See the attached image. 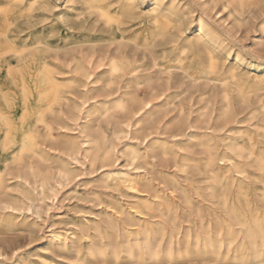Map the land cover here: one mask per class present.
I'll use <instances>...</instances> for the list:
<instances>
[{"label":"bare ground","instance_id":"1","mask_svg":"<svg viewBox=\"0 0 264 264\" xmlns=\"http://www.w3.org/2000/svg\"><path fill=\"white\" fill-rule=\"evenodd\" d=\"M85 1L87 12L106 28L135 7L134 0ZM41 3L30 0L27 13ZM228 3L235 4L238 16L250 7L264 14V0H224V6ZM150 12L153 29L142 35V46L154 69L134 74L132 56L140 46L135 39L52 46L40 33L17 44L9 35L15 27L12 8L0 5L1 143H11L20 131L24 137L14 163L31 157L56 169L52 175L29 167L34 179L24 181L30 190L0 202L1 221L16 225L19 212L23 225L46 224V242L73 246L79 260L110 255L117 263L125 255L138 264H172L173 259L207 255L224 262L234 245L233 264H264V103H253L251 89L244 88L251 79L237 70L244 58L235 53L228 68L233 91L217 77L228 55L203 19L194 25L193 36L182 37L184 29L164 1L153 0ZM196 60L199 77L187 71ZM173 69L192 82L203 80L205 88L197 91L202 104L195 109L176 101ZM254 78L262 83L264 74ZM214 81L221 88L214 95L215 114L206 88ZM142 86L144 94L138 93ZM118 113L124 125L114 121ZM45 142L58 154L47 151ZM157 161L175 170L169 173ZM78 166L101 173L78 189L71 184ZM64 186L67 196L95 202L98 209L90 219L68 222L65 214H50ZM62 222L66 228L55 226Z\"/></svg>","mask_w":264,"mask_h":264},{"label":"rangeland","instance_id":"2","mask_svg":"<svg viewBox=\"0 0 264 264\" xmlns=\"http://www.w3.org/2000/svg\"><path fill=\"white\" fill-rule=\"evenodd\" d=\"M29 1L30 0H0V5H6L12 8V19L15 23V27L12 28L13 30L9 35L17 44L25 42L24 39L29 37L33 38L40 33L43 35L44 40L52 46L66 44L69 47H76L77 43L81 42L83 47H86L87 44L84 43L86 41L111 37L119 39L124 37L128 40L135 39L140 46L136 48V53L132 56L133 66L136 68L134 74H140L144 71H153L154 68L150 67V57L147 53H143L144 48L142 46V35L149 33L153 29V21L150 18V8L153 5V0H134V9L129 14L122 17V22L115 24L111 28L104 27L102 21L96 19L94 13L91 14L87 12L85 0H42L41 5L37 6L31 13H27L26 4ZM162 1L165 2L166 7L174 11L173 17L176 19V23L180 24L184 29L182 37L193 36L195 33L194 25L202 19L208 25L210 31L216 34L214 35L218 37V45H220L221 51L228 55L227 59L224 61L225 69L221 74H218L217 77L226 81L233 91L234 88L228 68L230 65L233 66L234 64L235 53L243 57L244 62L238 66L237 70L251 77L250 80L244 83V88L251 89L250 98L253 103H264V79L261 81L262 83H260L257 78H254L256 75L260 77V75L263 76L264 74V33L260 32L264 14L256 11L254 7H250L246 9L241 16H238L235 11V4L228 3L224 6V0ZM114 5L117 6L118 3L115 2ZM232 8L233 10H231ZM237 19L238 21H236ZM113 46H115L114 43L111 45V48ZM131 47L132 46H129V49ZM167 60L168 59H161L163 64H167ZM251 64L255 66H251ZM187 71L195 77L201 76L202 71L199 61L196 60L194 65L188 68ZM173 72L175 75L173 80H171V88L173 87L172 89L176 91V93L179 92L176 101L182 100L192 109L202 104V102L200 103L197 99V91L205 88V86H203V80L198 78L195 82H192L190 76L181 74L178 69H173ZM181 78L183 80H181ZM206 88L208 89V97L211 96V110L213 109V113L215 114L218 110L217 98H215L214 95L219 96L221 92L220 81L210 82ZM138 93L144 94V86L138 90ZM240 116L242 117V114H239L238 118H241ZM123 119L124 116L118 113L114 121L122 122L124 125ZM29 122L31 121H28V123ZM242 125L244 126L245 124ZM242 125L236 124L235 126ZM107 131H109V129ZM186 134H188V131ZM23 137L24 134L19 131L11 143L2 145V137L0 135V181L4 185V189L0 191V202L15 199L14 196H18L21 190H30V184L24 181V179H27L31 183L34 179V175L30 173L29 167L35 171L39 170L40 174H42V172H49L54 175L56 172V169H48L43 164L41 166L38 165L36 160L33 158L31 159V157H26V162L23 164L14 163V158L18 154L17 150L22 143ZM44 146H46L45 149L50 153L58 154V151L50 149L46 142ZM120 156L119 153V159L116 163H122V156ZM156 164L159 167L162 166V168L169 171V173L175 170V168L171 166V163L166 164L157 161ZM72 166H74V164H72ZM76 168L77 176L71 181V184L78 189H84V182L101 173V169L90 174L87 168L79 166ZM2 174L6 176V179L2 177ZM153 175L155 174L153 173ZM190 176L193 180H197L199 174L195 169L192 170L191 168ZM194 176H196V178ZM154 178V181L158 183L159 186L165 187L157 175H155ZM180 180L182 182L184 181L183 178ZM19 182L21 184L17 185L16 183ZM65 188L64 186L63 189H60L57 198L54 200L50 214H65V220L68 222H79V220L84 221L85 219H90L93 216V212L95 213L98 209L95 202L91 201L89 198L78 199L74 196H67L65 194ZM252 188H254L253 184ZM140 192L145 191L141 188ZM254 192L255 191H253V193ZM258 204L262 205L263 202L259 200ZM16 215H18L16 225L5 224L1 221L2 212L0 209V264H138V262H130V259L125 255H121L117 263L110 255L103 259H93L89 256H85L84 260H79L72 245H70L72 246L71 248L65 249L46 242V237L49 233L46 224L39 226L23 225L21 223L23 214L17 212ZM55 226L59 228L67 227L64 222ZM235 248L234 245L231 246L226 257L227 259L224 262L215 261V257L213 256L192 255L189 259H173L172 264H233ZM250 257L252 256L250 255ZM154 264L168 263H166V261H161L154 262Z\"/></svg>","mask_w":264,"mask_h":264}]
</instances>
